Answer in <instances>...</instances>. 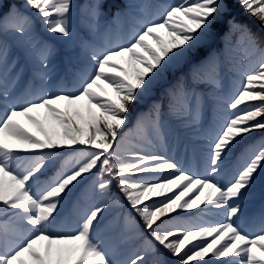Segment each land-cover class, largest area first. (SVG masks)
I'll return each mask as SVG.
<instances>
[{
  "label": "snow or ice",
  "instance_id": "obj_1",
  "mask_svg": "<svg viewBox=\"0 0 264 264\" xmlns=\"http://www.w3.org/2000/svg\"><path fill=\"white\" fill-rule=\"evenodd\" d=\"M235 2L261 33L237 21L233 0H176L156 5L151 16L130 0H111L110 14V0H88L79 20L75 0H0V264H264V200L257 231L244 219L264 181V137L244 148L224 181L229 155L264 132V0ZM133 8L130 33L116 34L113 26ZM221 24L226 41L237 38L232 50L242 47L245 62H233L231 87L222 83L221 57L210 55L119 136L132 107L208 47ZM58 45L79 63L77 83L52 92ZM209 108L213 122L205 129ZM194 137L207 141L202 172L157 151ZM85 181L99 203L69 227L58 209ZM113 207L123 210L124 242L139 241L124 259L98 234Z\"/></svg>",
  "mask_w": 264,
  "mask_h": 264
},
{
  "label": "trees",
  "instance_id": "obj_2",
  "mask_svg": "<svg viewBox=\"0 0 264 264\" xmlns=\"http://www.w3.org/2000/svg\"><path fill=\"white\" fill-rule=\"evenodd\" d=\"M173 2H176V0H130V3L134 6L145 5L146 6L145 10L147 13H149V11L151 13L156 12L157 11V9L155 7L156 5L173 3ZM75 3L77 5L76 18H77V20H79V17L81 15L84 7H86L88 0H75ZM112 10H114V9H113V5H112L111 0H110V3L106 8V11H108L110 14ZM131 11L133 14L132 16H128V17H125L124 19H122L120 25H118V26L114 25V27H119V32L121 34H123V31H125L129 27V25H130L129 23L135 24L133 16H135L137 14V10L135 8H133ZM237 11H238L237 7L234 4H232V15L234 16V14H236ZM105 19H107V18H105ZM243 23L247 24L253 30V28L251 27L252 23L250 21L243 22ZM38 27H39V25H38ZM223 28L227 30L226 24H221V25L216 26L214 29L215 35L218 34L220 32V30H222ZM212 42H213V39L210 42V45L212 44ZM210 45L208 47H202L191 58V60L189 62H185L180 67L175 68L173 70H170L168 73H166L165 79L158 86H161L162 88H164L165 84L170 81V78L172 77L173 73H175L177 70H180L181 68H183L187 64L192 65L193 63H199V62H201V60H205L204 59L205 57H203V56L206 53V51L208 50V48L210 47ZM58 47L61 48V54L59 56H57L52 62L54 65H56V67L52 73V76L50 78V82L48 85L49 90L52 92H56L57 88L59 86H62L68 90H71L77 83L76 77H75V72H76L77 67H79V63L75 60L69 62L65 58L64 51H65V48L67 46L58 45ZM214 49L216 50V48H214ZM27 79H28V76L26 75L24 80L20 84V88H23L25 86ZM157 93H158V89H155L154 95H152L149 98L154 99V97L156 96ZM147 99L148 98H146L142 103L136 104L132 107L130 112L127 114L128 115V122L126 125L122 126L121 131L119 133V136L122 137L126 131L131 130V128L128 127V125H129L131 114L135 109H141L142 108L145 110L144 113L148 112L151 105H149V106L146 105ZM157 100H159V99H155L154 101H157ZM25 126L28 127L29 131H34L31 128V126H29V125H25ZM259 133H260V131H258L255 135H257ZM118 140H117V142H118ZM67 155H71L70 150L66 151L65 157L58 159L53 164V166L49 168L48 175H51L55 171V169L59 166V164L62 162V160L67 157ZM90 184H91L90 181H85L83 184H80L78 187L75 188V190L72 192V194L62 203V205L58 209V211L60 212L59 219L62 222H65V221L71 220V219H74V221L76 222L78 217L80 216L78 211H81V214H82L83 211L86 208L92 206V204L95 205V204L99 203V197H98L97 193H95L91 189ZM112 191L117 192V194H120L118 189H116V188H113ZM146 203H149V201H146ZM122 211L123 210L118 208V207L106 209L105 213L103 214V219H101V221H100L99 231L102 232L103 229H105V231L107 232V236H111V238H113L117 234V232L122 227H124V222H123V218H122ZM133 215H135V213H133ZM136 219L139 222L141 229H143V221L140 220V218L138 216L136 217ZM121 231L124 233V236H125L126 235L125 228L122 229ZM144 235L146 236L147 233L145 232ZM124 236H123V239H124ZM138 242L139 241H127V248H128V246L134 247ZM168 259L170 261H172V257L169 256ZM175 260H176V258H174V261Z\"/></svg>",
  "mask_w": 264,
  "mask_h": 264
},
{
  "label": "rangeland",
  "instance_id": "obj_3",
  "mask_svg": "<svg viewBox=\"0 0 264 264\" xmlns=\"http://www.w3.org/2000/svg\"><path fill=\"white\" fill-rule=\"evenodd\" d=\"M233 4L238 9V11H237L238 21L241 23L250 21L252 23L251 27L253 28V31H255L258 34L261 33L260 26H259L258 22L255 20V18H252L248 14H246L244 9L241 8L240 5L235 2V0H233ZM226 27H227V25H226ZM221 31L223 32V34H222L223 38H222V40H220V43H219V49L220 50L212 51L210 55L217 54L221 57L222 66L225 69L224 70L225 78H223V79H225V81L223 80L222 83L224 84L225 88L227 89L226 85H228V83H231L232 80L234 79V78L232 79L229 77L230 75H234V73L231 70L233 62H239L242 66L245 64V62L243 61L242 47L238 50H235V51L232 50V46L235 44V41L237 38L233 37L230 41H226L225 40V33L227 31H226V29L225 30L222 29V30H220V32ZM219 33L214 36V38H213L214 40L218 41ZM226 45H227V48H226ZM190 68H191V65L187 64L186 66H184L180 70H177L175 73H173L172 77L170 78V79H172V84H174L178 78L184 76V73H187ZM156 89H158L160 91L163 90V88L161 86H158ZM251 103H259V102H251ZM209 116H210V119L213 120V113H212L211 108H209L206 111L205 119L203 122H206V120H208ZM134 117H135V113L131 114L130 120L134 119ZM134 124H135V122H134ZM134 124H133V127H134ZM257 132L252 133L251 139L245 140L242 144L238 145L235 150H237L239 147H245L250 142H252L253 139H255L253 137V135H255ZM206 145H207V141H205L199 137H194L190 140H186L183 144H181L179 146L175 145L174 143H166L163 148H158L157 151H159L160 154L166 155L169 158H174L181 165V167L185 168L184 165H188L191 161H194V159L199 160L201 158L204 162L205 154L207 152ZM235 150L229 155L228 159L225 162V169H226V171L224 173V181L225 182L231 178L232 174L235 172L236 168L239 166V165L236 166L232 172H231V169H228L229 168V162L233 158V154L235 153ZM183 158L185 159L184 165H182V163H181ZM197 169H198V172L203 171L202 169H200V167H198ZM253 193H254L253 197L247 202V205H246V211H245V217H244L246 227H248L252 224L258 223V221L256 220V217L259 213L261 202H262V200H264V181L258 182L255 189L253 190ZM169 194L171 195V193H169ZM193 195H195V193H193ZM153 199H163V198L162 197L161 198H155L154 197ZM201 207H203V206H201ZM190 213L191 212L184 213V216H186ZM206 219H222V217H206ZM251 232H254V231H251ZM111 243L114 244L113 241H111ZM117 258L123 259L122 257H117ZM226 259H228V258H226ZM198 263L199 262H193V264H198Z\"/></svg>",
  "mask_w": 264,
  "mask_h": 264
}]
</instances>
